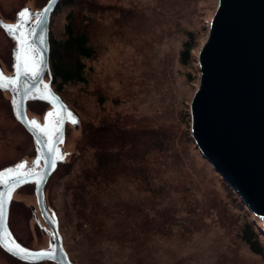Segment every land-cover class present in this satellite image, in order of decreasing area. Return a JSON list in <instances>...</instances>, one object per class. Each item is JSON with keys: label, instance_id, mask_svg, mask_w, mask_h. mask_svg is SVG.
I'll list each match as a JSON object with an SVG mask.
<instances>
[{"label": "rangeland", "instance_id": "374dc122", "mask_svg": "<svg viewBox=\"0 0 264 264\" xmlns=\"http://www.w3.org/2000/svg\"><path fill=\"white\" fill-rule=\"evenodd\" d=\"M47 1L0 0V17L13 21L21 7L41 8ZM95 2L102 7L92 34L97 53L85 60L86 81L61 90L81 120L79 128L67 126L65 162L73 166L65 174L62 167L57 169L46 186V201L58 216L68 253L77 264H264L259 220L191 138L188 102L199 83L197 54L217 0ZM65 14L66 9L52 14L51 38L63 33ZM186 41L192 50L190 61L183 64L180 54ZM14 47L0 25V64L6 73L13 71ZM48 108L45 102L31 101L28 113L43 119ZM104 116H116L130 128L162 127L172 134V151L148 157L152 184L170 193L157 206L144 186L124 173L88 187L85 209L74 205L75 194L82 192L76 187L83 165L77 161L85 140L81 125L98 123ZM35 154L34 139L15 117L10 93L0 89V169L24 158L31 161ZM85 155L92 163L90 150ZM34 189L28 184L15 193L10 226L24 245L39 249L48 246L49 236L33 217L32 208L38 210ZM167 205L176 213H169L168 221L156 216L163 231L143 232L151 228L154 210ZM245 226L258 233L260 253L242 239ZM0 264L29 263L0 247Z\"/></svg>", "mask_w": 264, "mask_h": 264}, {"label": "water", "instance_id": "95a60500", "mask_svg": "<svg viewBox=\"0 0 264 264\" xmlns=\"http://www.w3.org/2000/svg\"><path fill=\"white\" fill-rule=\"evenodd\" d=\"M61 1L48 0L34 13L31 26L20 15L30 7L18 13L16 23L0 18L15 41L13 72L6 73L0 64V89L11 94L14 115L33 137L36 150L31 161L24 158L0 169V247L29 264H77L65 248L58 216L46 201L47 183L68 156L67 126L79 128L81 123L52 85L50 22ZM197 63L199 83L188 102L191 138L259 220L260 228L253 222L264 234V0H217ZM30 100L51 106L43 119L29 116ZM28 184L34 185L38 206L32 208L33 217L49 236L44 248L24 245L10 226L14 195Z\"/></svg>", "mask_w": 264, "mask_h": 264}, {"label": "trees", "instance_id": "16d2710c", "mask_svg": "<svg viewBox=\"0 0 264 264\" xmlns=\"http://www.w3.org/2000/svg\"><path fill=\"white\" fill-rule=\"evenodd\" d=\"M87 2L90 8H86ZM62 9H66L63 33L59 36L53 35L52 38L49 36V41L53 84H58L55 89L64 99L61 94L64 85L86 81L85 60L95 57L97 53L92 34L98 25L97 15L102 7L95 0H62L53 13L58 15ZM191 50L192 46L186 41L180 54L183 64L190 61ZM81 129L85 140L77 153L79 154L77 161L83 164L78 174L81 178L76 184L78 190L82 192L76 193L73 198L77 208L87 207L83 195L88 193V187L109 183L123 173L144 186L151 195L154 206L160 203L161 198L170 194L169 189L163 185L152 184L153 178L148 165L149 156L164 154L174 149L170 131L162 127L130 128L116 116L114 118L104 116L95 124L83 123ZM89 150L92 153V163L87 161L85 155ZM72 166V162L68 161L61 163L58 169L62 167L61 170H64L65 174L69 173ZM173 209L172 205H167L154 210L151 228L143 232L161 233L163 227L156 225L155 218L161 216L168 221L169 213H176V209ZM247 210L250 211L248 208ZM80 215L82 217L81 212ZM242 239L254 252L260 253L259 235L253 228L245 226L242 230ZM72 260L75 262L73 258Z\"/></svg>", "mask_w": 264, "mask_h": 264}, {"label": "flooded vegetation", "instance_id": "af4514ba", "mask_svg": "<svg viewBox=\"0 0 264 264\" xmlns=\"http://www.w3.org/2000/svg\"><path fill=\"white\" fill-rule=\"evenodd\" d=\"M25 7H30V8H28V10H26L25 11V13H24V16L22 17L21 16V18H22V22L23 23H28V26H31V24H32V22L33 21H35L36 20V18H37V15H35L34 13H36L37 11H40L41 9H42V7L41 8H33L32 6H24V7H21L17 12H16V16H15V19L13 20V21H5V20H3L1 17V19L3 20V21H5V22H9V23H16L17 22V16H18V13L19 12H21V10L22 9H24ZM19 28H21V27H19ZM32 36H31V34L29 33L28 34V38H31ZM33 41V40H32ZM15 42V41H14ZM13 72V71H12ZM45 79L46 80H49V76H48V73H46V75H45ZM52 85H54L53 84V81H52ZM53 88H54V86H53ZM55 89V88H54ZM55 91H56V89H55ZM57 92V91H56ZM11 95V94H10ZM31 101H40V100H30V101H28V104H29V102H31ZM43 102V101H42ZM47 105H48V110L51 108V106L48 104V103H46ZM68 104V103H67ZM47 110V111H48ZM46 111V112H47ZM45 112V113H46ZM45 115V114H44ZM43 118H44V116H43Z\"/></svg>", "mask_w": 264, "mask_h": 264}, {"label": "snow or ice", "instance_id": "6c2138e0", "mask_svg": "<svg viewBox=\"0 0 264 264\" xmlns=\"http://www.w3.org/2000/svg\"><path fill=\"white\" fill-rule=\"evenodd\" d=\"M20 15L23 17V16H24V13L22 12ZM27 71H31V69H27ZM0 86H2V85H0ZM50 115H52V114H50ZM57 115H59V113H57ZM31 123H32V124H34V125L36 124V122H35V121H32ZM37 127H38V125H37ZM40 131H42V132H43V131H44V129H40Z\"/></svg>", "mask_w": 264, "mask_h": 264}]
</instances>
